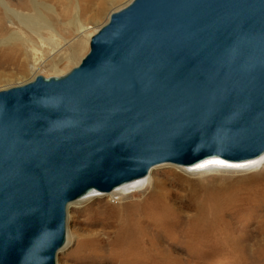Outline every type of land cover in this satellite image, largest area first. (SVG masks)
<instances>
[{"label": "water", "instance_id": "obj_1", "mask_svg": "<svg viewBox=\"0 0 264 264\" xmlns=\"http://www.w3.org/2000/svg\"><path fill=\"white\" fill-rule=\"evenodd\" d=\"M262 156L264 0H132L69 73L0 91V264H56L93 192Z\"/></svg>", "mask_w": 264, "mask_h": 264}, {"label": "rangeland", "instance_id": "obj_2", "mask_svg": "<svg viewBox=\"0 0 264 264\" xmlns=\"http://www.w3.org/2000/svg\"><path fill=\"white\" fill-rule=\"evenodd\" d=\"M131 1L0 0V50H22L25 64L3 73L0 91L69 73L110 15ZM17 15L42 17L48 24L37 34ZM12 36L20 39L4 44ZM208 169H152L146 181L168 206L158 215L148 210L157 204L148 199L150 190L96 193L70 204L66 244L56 264H264V161L246 170ZM141 209L147 211L145 222H124ZM200 210L209 213L203 220L194 218Z\"/></svg>", "mask_w": 264, "mask_h": 264}, {"label": "bare ground", "instance_id": "obj_3", "mask_svg": "<svg viewBox=\"0 0 264 264\" xmlns=\"http://www.w3.org/2000/svg\"><path fill=\"white\" fill-rule=\"evenodd\" d=\"M101 6H103V4ZM17 18L21 22V24H23L27 28H32L33 31L35 33H37V34L41 33V30L43 28H45L46 25L48 24L42 17H31V16L17 15ZM19 39L20 38L18 36H12L10 39H7L4 42V44H9L11 41H17ZM22 55H23V51L18 49V48H15V47L11 48V49H7V50H0V80L3 77L2 75H3V73L5 71L14 70L16 68H20L21 69V68L24 67L25 64H23V62L20 63ZM263 161H264V156H262L261 158H259L257 160H254V161H251V162H248V163H243V164H231V163H226V162L210 160V161L204 162L202 164L196 165L193 168H185V169H187V170H189V171H191V172H193L195 174H198V173L200 174V173L206 172V170L208 168H211V166H212V170H224V169L246 170L247 168H259ZM146 178L142 179V180H139L137 182L128 184L126 186H123V187H121V188H119V189H117V190H115L113 192H121V191H125V190H128V189H133L136 192L137 191L138 192H146V191L148 192V190H150L149 194H150V192H152V193H151L150 196L148 195L149 196L148 199L149 200L152 199V201H154L155 203L157 202V204L152 206V208L148 209V210H150V213L153 214V215H158V212H162V211L167 212L168 211L167 210L168 206L165 203L166 200L162 197V195L161 196L158 195V191L154 192V190L157 187L154 185V183H153V185L151 184V180L150 179L146 181ZM149 186H152V187L150 188ZM93 195H96V192H93L92 194L88 195L87 197L83 198L82 200L89 199ZM163 199H164V201H163ZM158 200L159 201L161 200L160 202L162 204L161 203L158 204ZM145 212H147V211H143L142 209L140 211H136L134 213L132 212V213L127 215V218L124 219V222H126L128 224H129V222H132V221L138 222V223L139 222H143L144 218L148 217V216L144 215ZM200 212H201V210L199 211V213ZM199 213L197 212V214L194 216V218L196 217L195 219H200L201 218L203 220V219L206 218L205 216L207 214H209V213H207L205 215L203 213V211L200 214ZM138 223H136V224H138ZM150 253H151V255L155 254V252H150ZM130 260H128V262Z\"/></svg>", "mask_w": 264, "mask_h": 264}]
</instances>
